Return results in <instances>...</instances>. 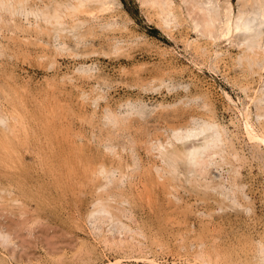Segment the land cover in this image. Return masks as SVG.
I'll return each instance as SVG.
<instances>
[{
  "label": "rangeland",
  "instance_id": "1",
  "mask_svg": "<svg viewBox=\"0 0 264 264\" xmlns=\"http://www.w3.org/2000/svg\"><path fill=\"white\" fill-rule=\"evenodd\" d=\"M18 1L0 0V25L5 23L0 26V115L4 117L0 123V264H198L194 257L202 251H209L218 260L215 264H264L258 257L259 244L264 243V147L245 136L237 109L249 107L258 127L264 121L256 111L259 104L264 107V55L249 60L246 46L241 44L238 50L235 43L247 40L248 45L264 31L258 17H251L257 20L253 33H236L233 41L213 44L203 36L202 27L199 33L189 29L177 0L170 4L164 0V5L157 0H107L112 9L94 14L97 19L86 13L64 18V31L41 21L36 24L40 17L33 12H50L52 6L75 0ZM204 1L183 0V10L202 22ZM228 1L232 14H238L241 0H219L220 10ZM89 2L93 3H87L86 10L99 8L100 0ZM164 7L172 8L179 28L165 22ZM256 91L259 103L250 98ZM252 107L257 108L255 112ZM108 114L121 121L113 122ZM206 118L227 132L232 153L238 152L237 175L222 187L231 203L225 208L218 207L217 194L177 183L168 173L161 181L158 173L162 162L154 151L155 143L178 124L195 126ZM228 169L222 170L225 176ZM103 171H108L106 177ZM98 203L107 205L110 213L99 212Z\"/></svg>",
  "mask_w": 264,
  "mask_h": 264
},
{
  "label": "bare ground",
  "instance_id": "2",
  "mask_svg": "<svg viewBox=\"0 0 264 264\" xmlns=\"http://www.w3.org/2000/svg\"><path fill=\"white\" fill-rule=\"evenodd\" d=\"M3 1H6V0H3ZM18 0H16V2H17ZM23 1H25V0H23ZM27 1V0H26ZM60 1V0H59ZM67 1V0H66ZM90 0H75L74 1V3L72 4V2H69V0H68V2H69V4L67 3V4H62V5H60V6H56L55 8L53 7H51V8H48V9H52L50 12H41V13H39V11L38 12H33V14L38 18V17H40L39 19H36V24H39L38 22L39 21H41V22H44V24L46 25V26H49V27H51V26H53V27H57L59 30L61 29V30H63V26H62V20L65 18H67V17H70V18H72L73 19V17L74 16H76V15H78V14H82V13H86V14H88L89 15V17L91 18V17H93V16H96V15H94V14H98V13H101V12H103V11H108L110 8L112 9V6H111V2L109 3V1H107V0H100V4H99V8L98 7H96L97 8V10L96 11H94L93 9H92V11H88V10H86L85 8H86V4L87 3H93V2H89ZM93 1V0H92ZM115 1V0H114ZM118 1V0H117ZM140 1V0H139ZM146 1V0H145ZM154 1V0H153ZM161 5L163 4H165L164 3V0H163V2L162 1H159V0H157ZM157 1H154V2H157ZM167 1V0H166ZM196 1V0H195ZM218 1L219 0H207V1H204V3H203V7H201L200 6V8H202V11H204L203 12V15H205L204 16V18H203V16H202V19H203V21L202 22H199V21H197L194 17H193V15H192V13H185L184 12V10H183V7H182V3H183V0H177L176 1V5H179V7L178 8H180L181 10L180 11H182V15H183V18H184V20H185V22H186V24H187V26L189 27V29L191 30V31H195V32H197V33H199V31H200V28L202 27L203 29V36L205 37L206 36V38H208V39H210L211 41H212V43L214 44L215 42H217V41H223V40H225V41H233L232 39L234 38V35H230L229 34V32H228V26H227V20H229V19H232V18H234V17H236L240 12H253V13H255V12H257L258 11V9L257 8H255V7H253V8H247V7H244V5L246 4V2H247V0H241V3L243 2V5L241 4V9L239 10V12H238V14H232V6H231V4L229 3V1L228 2H226V4H225V8H223V10H220V5H219V3H218ZM11 4H12V2L11 1H9ZM8 2V3H9ZM14 2V1H13ZM19 2V1H18ZM27 2H29V1H27ZM50 2V1H49ZM55 3H56V1H54ZM96 2H97V0H96ZM99 2V1H98ZM119 2V1H118ZM152 2V1H151ZM150 2V3H151ZM178 2V3H177ZM192 2V1H191ZM190 2V3H191ZM225 2V1H224ZM8 3H6V4H8ZM21 3V2H20ZM58 3H60V2H58ZM64 3H66V2H64ZM71 3V4H70ZM166 3H168V4H170V0L168 1V2H166ZM174 3V2H173ZM193 3V2H192ZM201 3V4H202ZM234 3H235V1H234ZM238 2H236V4H237ZM252 3H253V5H255L256 3H257V0H252ZM2 4H3V2H2ZM25 4V3H24ZM28 4V3H27ZM27 4H26V6H27ZM32 4H33V2H32ZM57 4V3H56ZM95 4V3H94ZM97 4V3H96ZM112 4H114V2L112 3ZM147 4H148V1H147ZM156 4V3H155ZM155 4H152V5H155ZM167 4V5H168ZM207 4H211L212 5V8L211 9H209L208 7H206V5ZM233 4V3H232ZM20 5V4H19ZM34 5V4H33ZM51 5V4H50ZM50 5H47V6H50ZM92 5V4H91ZM119 5H121V4H119ZM144 5V4H143ZM151 5V6H152ZM190 5V4H189ZM237 5H239V4H237ZM15 6H16V4H15ZM17 6H18V3H17ZM16 6V8L18 9L19 7H17ZM22 6H23V4H22ZM30 6V5H29ZM45 6V5H44ZM118 6V5H117ZM157 6V5H156ZM158 6H160L159 4H158ZM157 6V7H158ZM168 6H171V5H168ZM183 6H184V3H183ZM191 6V5H190ZM193 6H194V4H193ZM7 7V6H6ZM13 7H14V5H13ZM34 7V6H33ZM42 7V6H41ZM46 7V6H45ZM119 7V6H118ZM117 7V8H118ZM166 7V6H165ZM165 7H164V10H166V12H163L164 10H161L162 12H163V15H164V13H166V18H165V22L168 24V25H170V26H172V27H175L176 28V26L179 24V21H178V17L173 13V11L171 10L172 8H168V9H165ZM196 7H198L197 5H196ZM235 7V6H234ZM9 8V7H8ZM21 8V7H20ZM24 8V7H23ZM28 8H30V7H28ZM37 8H38V6H37ZM47 8V7H46ZM46 8H45V10H46ZM113 8H114V6H113ZM161 8H163V7H161ZM199 8V7H198ZM3 9V8H2ZM15 8H13V10H14ZM30 9H32V7L30 8ZM43 9V8H42ZM121 9V8H120ZM191 9V8H190ZM236 9V8H235ZM10 10H12V9H10ZM10 10H8V11H10ZM35 10V9H34ZM41 10V9H40ZM44 10V9H43ZM5 11V10H4ZM27 11H28V9H27ZM33 11V10H32ZM35 11H37V10H35ZM177 11V10H176ZM196 11V10H195ZM18 12V11H17ZM16 12V13H17ZM21 12V11H20ZM19 12V13H20ZM30 12V11H29ZM22 13V12H21ZM24 13H25V11H24ZM23 13V14H24ZM31 13V12H30ZM29 13V14H30ZM104 13V12H103ZM102 13V14H103ZM8 14V13H7ZM10 14V13H9ZM15 14V13H14ZM80 14V15H81ZM5 15V14H4ZM26 16H27V14H25ZM24 15V16H25ZM32 15V14H31ZM100 15V14H99ZM158 15H160V14H158ZM195 15V14H194ZM202 15V13H200L199 14V16H201ZM1 16H3V15H1ZM12 16H13V14H12ZM11 16V17H12ZM23 16V17H24ZM162 15H160V17H161ZM197 16V15H196ZM10 17V18H11ZM101 17V16H100ZM111 17V16H110ZM109 17V18H110ZM159 17V18H160ZM256 18L258 17V16H255ZM4 18V17H3ZM8 18V17H7ZM13 18V17H12ZM27 18H28V16H27ZM33 18V17H32ZM77 18V17H76ZM93 18H95V17H93ZM112 18V17H111ZM163 18V17H162ZM161 18V19H162ZM200 18V17H199ZM1 19V18H0ZM20 19V18H19ZM24 19L26 20V18L24 17ZM79 19V18H78ZM95 19H97V18H95ZM101 19V18H100ZM104 19H106V18H104ZM115 19V18H114ZM247 19V18H246ZM259 19V18H258ZM24 20V21H25ZM90 20V19H89ZM5 21H7L6 19H5ZM11 21H12V19H11ZM26 21H28V20H26ZM68 20H66V22H67ZM77 21V20H76ZM76 21H74V22H76ZM80 21V20H79ZM78 21V22H79ZM86 21V20H85ZM91 21H93V19L91 20ZM90 21V22H91ZM98 21V20H97ZM100 21V20H99ZM103 21V20H102ZM110 21V20H109ZM112 21H113V19H112ZM257 21V20H256ZM3 22V21H2ZM10 22V21H9ZM21 22V21H20ZM30 21H28V23H29ZM70 22V21H69ZM73 22V23H74ZM83 23H84V20L82 21ZM86 22H88L89 23V21H86ZM115 22V21H114ZM117 22V21H116ZM115 22V23H116ZM125 22V21H124ZM7 23H8V21H7ZM35 23V22H34ZM33 23V24H34ZM64 23V22H63ZM97 23V22H96ZM105 23V22H104ZM5 24V23H4ZM3 24V25H4ZM9 24V23H8ZM30 24V23H29ZM29 24H26V25H29ZM32 24V23H31ZM109 24V23H108ZM107 24V25H108ZM112 24V23H111ZM185 24V25H186ZM3 25H0V26H3ZM64 25V24H63ZM83 25V24H82ZM86 25H88V24H86ZM95 25V24H94ZM100 25V24H99ZM102 25V24H101ZM100 25V26H101ZM107 25H105V27H109V26H107ZM121 25V24H120ZM182 25V24H181ZM180 25V26H181ZM8 26V25H7ZM10 26H11V24H10ZM32 26V25H31ZM81 26V25H80ZM96 26H98V25H96ZM258 26H259V24H258ZM21 25H20V29H21ZM27 27V26H26ZM67 27H68V25H67ZM73 27V26H72ZM75 27V26H74ZM74 27H73V29H74ZM76 27H77V25H76ZM94 27V26H93ZM110 27H111V25H110ZM183 27V26H182ZM181 27V28H182ZM186 27V26H185ZM257 27V26H256ZM16 28V27H15ZM80 28V27H79ZM78 28V29H79ZM81 28H82V26H81ZM88 28V27H87ZM90 28V30H91V28L92 27H89ZM100 28V27H99ZM177 28H179V26H177ZM46 29V28H45ZM67 29H69V27L67 28ZM93 29V28H92ZM108 29H110V28H108ZM29 30H30V27H29ZM35 30V29H34ZM38 30V29H37ZM51 30H52V28H51ZM69 30H71V28L69 29ZM75 30V29H74ZM186 30H187V28H186ZM201 30V31H202ZM18 31H19V29H18ZM25 31V30H24ZM49 31V30H48ZM64 31V30H63ZM65 31H66V29H65ZM21 32V31H20ZM22 32H23V30H22ZM35 32V31H34ZM39 32V31H38ZM50 32V31H49ZM75 32V31H74ZM190 32V31H189ZM40 33H42V31L40 32ZM51 33V32H50ZM73 33V32H72ZM192 33V32H191ZM201 33V32H200ZM46 34V33H45ZM82 34V33H81ZM80 34V35H81ZM54 35V34H53ZM200 35V34H199ZM49 36V35H48ZM56 36V35H55ZM83 36H84V34H83ZM50 37V36H49ZM82 37V36H81ZM198 37V36H197ZM197 37H196V39H197ZM203 37V38H204ZM243 37V36H242ZM254 37V36H253ZM61 38V37H60ZM71 38V37H70ZM73 38V37H72ZM85 38V37H84ZM83 38V39H84ZM187 38H189V37H187ZM195 38V37H194ZM244 38V37H243ZM51 39H52V37H51ZM56 39V38H55ZM57 39H58V37H57ZM82 39V40H83ZM112 39V38H111ZM111 39H110V41H111ZM192 39V38H191ZM199 39V38H198ZM197 39V40H198ZM253 39V38H252ZM81 40V41H82ZM190 40V39H189ZM196 40V41H197ZM236 40H237V38H236ZM57 41V40H56ZM115 41H117L118 42V40H116L115 39ZM194 41H195V39H194ZM204 41V40H203ZM211 41H210V43H211ZM60 42H62L61 40H60ZM60 42H58L57 41V44L58 43H60ZM64 42V41H63ZM84 42V41H83ZM109 42V41H108ZM113 42V41H112ZM188 43H189V41H187ZM191 42V41H190ZM199 42V41H198ZM200 42H201V40H200ZM207 42V41H206ZM246 42H247V40H243L242 42H241V44L243 45V46H246V49L244 50V53H245V55H246V57H249L248 59L249 60H255L258 56L259 57H261V56H263L264 54H262L263 52H264V44H263V37H261V33H258L256 36H255V38L253 39V41L252 42H250L248 45L246 44ZM249 42V41H248ZM73 43V42H72ZM71 43V44H72ZM85 43V42H84ZM83 43V44H84ZM194 43V42H193ZM224 44L226 43V42H223ZM234 43V42H233ZM231 44V45H233V46H236V45H234V44ZM236 43V42H235ZM62 44H64V45H66V43L64 42V43H62ZM70 44V45H71ZM82 44V43H81ZM114 44H116V43H114ZM190 44V43H189ZM217 44H219V43H217ZM54 45V44H53ZM80 45V44H79ZM193 45H195V44H193ZM199 45V44H198ZM206 45V44H205ZM216 45V44H215ZM230 45V44H229ZM50 46V45H49ZM77 46V45H76ZM184 46V45H183ZM191 46V45H190ZM189 46V47H190ZM66 47V46H65ZM192 47V46H191ZM224 47H225V45H224ZM231 47V46H230ZM242 47V46H241ZM52 48V47H51ZM62 48V47H61ZM74 48V47H73ZM73 48H71V49H73ZM113 48V47H112ZM184 48H185V46H184ZM193 48V47H192ZM195 48V47H194ZM193 48V49H194ZM219 48V47H218ZM239 47H237V49H238ZM55 49V48H54ZM76 49V48H75ZM189 49V48H188ZM201 49V48H200ZM203 49V48H202ZM240 49V48H239ZM238 49V50H239ZM58 50V49H57ZM61 51H64V50H62V49H60ZM186 50V49H185ZM190 50V49H189ZM199 50V49H198ZM55 52H58V51H56V50H54ZM191 51V50H190ZM210 51V50H209ZM208 51V52H209ZM216 51V50H215ZM189 52V51H188ZM202 51H200V53H201ZM198 53V52H197ZM205 53V52H204ZM203 53V54H204ZM213 53H216V52H214L213 51ZM218 53H220V52H218ZM199 54V53H198ZM218 55H220V54H218ZM223 55V54H222ZM225 55V54H224ZM188 56V55H187ZM242 56V55H241ZM191 57V56H190ZM207 57V56H206ZM211 57H214V56H211ZM218 57V56H217ZM239 57V56H238ZM243 57V56H242ZM251 57V58H250ZM233 58V57H232ZM189 59V58H188ZM212 59V58H211ZM262 59V58H261ZM209 61H211V60H209ZM237 61V60H236ZM241 61V60H240ZM239 61V62H240ZM256 61V60H255ZM238 62V61H237ZM238 62V63H239ZM246 62V61H245ZM258 62V61H257ZM261 62V61H260ZM54 63V62H53ZM193 63V62H192ZM262 63H263V66H261V68L263 69V71H264V62H263V60H262ZM87 64V63H86ZM243 64V63H242ZM250 64V63H249ZM260 64V63H259ZM258 64V65H259ZM215 65V64H214ZM248 65V64H247ZM246 65V66H247ZM257 65V66H258ZM83 66V65H82ZM94 66V65H93ZM208 66V65H207ZM212 66H213V64H212ZM216 66V65H215ZM241 66V65H240ZM245 66V65H244ZM249 66V65H248ZM252 66V65H251ZM256 66V65H255ZM256 66V67H257ZM78 67V66H77ZM79 67H81V66H79ZM84 67V66H83ZM90 67V66H89ZM209 67H210V65H209ZM237 67V66H236ZM253 67V66H252ZM198 68H199V66H198ZM201 68V67H200ZM212 68H214V67H212ZM245 68V67H244ZM248 68V67H247ZM258 68H260V66L258 67ZM78 69V68H77ZM80 69V68H79ZM83 69H85V67L83 68ZM93 69V68H92ZM209 69V68H208ZM239 69V68H238ZM252 69V68H251ZM257 69V68H256ZM87 70V69H86ZM243 70V69H242ZM242 70H240V71H242ZM250 70V69H249ZM79 71V70H78ZM80 71H82V70H80ZM79 71V72H80ZM88 71V70H87ZM90 71H91V69H90ZM89 71V72H90ZM94 71V70H93ZM92 71V72H93ZM78 72V73H79ZM243 72V71H242ZM247 72V71H246ZM262 72V71H261ZM255 73V72H254ZM82 74V73H81ZM256 74V73H255ZM257 75V74H256ZM264 75V74H263ZM83 76V75H82ZM94 77V76H93ZM259 77H260V75H259ZM263 78V77H262ZM260 79V78H259ZM97 80H98V78H97ZM263 84H264V82L263 81H261ZM262 83H260V84H262ZM167 84V83H166ZM259 84V85H260ZM258 85V86H259ZM168 86V85H167ZM187 86V85H186ZM257 86V87H258ZM264 87V86H263ZM245 88V87H244ZM243 88V90H245ZM249 87H247V89H248ZM246 89V90H247ZM264 89V88H263ZM242 90V91H243ZM250 90V89H249ZM258 90V89H257ZM261 90V92L263 93V91H262V89H260ZM260 90H258V91H260ZM258 91H256L255 92V96L254 97H251L250 96V98H252L251 100H255L256 102H257V99L259 98L258 97ZM250 93V92H249ZM84 94V93H83ZM82 94V95H83ZM244 94H245V92H244ZM252 94H254V93H252ZM85 95V94H84ZM248 95V94H247ZM105 96V95H104ZM244 96H246V95H243V97ZM261 96L262 95H260V98H261ZM226 97H228V96H226ZM225 97V98H226ZM229 97H230V95H229ZM249 98V99H250ZM196 99V98H195ZM194 99V100H195ZM232 99V98H231ZM230 98H229V100L232 102V100H231ZM241 99V98H240ZM247 99V96H246V98H245V100ZM243 101V100H241L242 102H246V101ZM130 101V100H129ZM142 101V100H141ZM234 101V100H233ZM238 101H239V99H238ZM127 102H128V100H127ZM230 102V103H231ZM256 102H253V104H255ZM140 103V102H139ZM227 103H228V101H227ZM230 103H228L229 105H230ZM232 103H234V102H232ZM237 103V102H236ZM257 103H259V102H257ZM262 103V102H261ZM126 104V103H125ZM124 104V105H125ZM143 104H144V102H143ZM147 104V103H146ZM157 104V103H156ZM207 104V103H206ZM205 104V105H206ZM163 105V104H162ZM203 105V104H202ZM240 105V104H239ZM238 105V106H239ZM247 105V104H246ZM260 105V104H259ZM259 105H258V109L257 108H255V110L256 111H258V116L257 117H259V119H261V120H263L264 119V107H262V106H260L259 107ZM263 105V104H262ZM122 106V105H121ZM128 106V105H127ZM145 106V105H144ZM151 106V105H150ZM153 106H154V104H153ZM156 106V105H155ZM207 106H210V105H207ZM237 106V105H236ZM237 106V107H238ZM253 106V105H252ZM254 106H256V105H254ZM133 107V106H132ZM149 107V106H148ZM201 107V106H200ZM204 107V106H203ZM109 108V107H108ZM107 108V109H108ZM136 108H137V106H136ZM150 108V107H149ZM155 108V107H154ZM205 108V107H204ZM235 108V107H234ZM253 108V107H252ZM106 109V108H105ZM107 109H106V111H107ZM122 109V108H121ZM151 109V108H150ZM149 109V110H150ZM152 109H153V107H152ZM161 109V108H160ZM238 110H239V115H240V117H241V124H242V126H243V130H244V134H245V136L248 138V140L250 141V142H252V143H255V144H257L259 147L260 146H263L264 147V143H262V141H264V121H261L260 123H261V125H260V127H258V126H256L255 125V123H254V121H252V119H251V115H250V112H249V107H244V109L242 110V109H239V108H237ZM123 110V109H122ZM126 110V109H125ZM148 110V111H149ZM155 110V109H154ZM251 110V109H250ZM253 110H254V108H253ZM255 110L253 111V112H255ZM2 111V110H1ZM111 111H113V110H111ZM131 111V110H130ZM152 112H153V110H151ZM209 111H211V110H209ZM208 111V112H209ZM263 111V112H262ZM4 112V111H3ZM117 112H118V110H117ZM123 112H125V111H123ZM146 112V111H145ZM215 112V111H214ZM252 112V113H253ZM18 114H19V112H17ZM108 113H109V111H108ZM112 113H114V112H112ZM121 113V112H120ZM131 113V112H130ZM216 113V112H215ZM257 113V112H256ZM12 114H13V112H12ZM107 114V113H106ZM116 114V113H115ZM114 114V115H115ZM151 114V113H150ZM111 114H108V116L107 117H111L110 116ZM118 115V114H117ZM124 115V114H123ZM131 115V114H130ZM136 115H137V113H136ZM191 115H193V114H191ZM190 115V116H191ZM213 115H215V114H213ZM237 115V114H236ZM11 116V115H10ZM15 116V115H14ZM120 117L122 116V115H119ZM125 116V115H124ZM139 116V115H138ZM147 116V115H146ZM197 116H198V114H197ZM205 116V115H204ZM209 116V115H208ZM211 116V115H210ZM238 116V115H237ZM8 117V116H7ZM13 117V116H12ZM104 117H105V115H104ZM114 117H117L116 115L114 116ZM130 117V116H129ZM133 117V116H132ZM142 117V116H141ZM193 117V116H192ZM200 117V116H199ZM4 117H2L1 115H0V123H2V122H4V119H3ZM10 118V117H9ZM112 119L111 120H113V122H115V123H119L120 121L118 120H116L115 118H113V116L111 117ZM128 118V117H127ZM134 118V117H133ZM148 118V117H147ZM202 118V117H201ZM200 118V119H201ZM215 118V117H214ZM8 119V118H7ZM14 119V118H13ZM118 119H119V117H118ZM137 119H140V118H137ZM144 119V118H143ZM188 119H190L189 117H188ZM198 119V118H197ZM203 119V118H202ZM256 119V118H255ZM254 119V120H255ZM141 120V119H140ZM185 120V119H184ZM184 120H182L183 122H185ZM206 120H207V118H206ZM238 120V118H236V120L235 121H237ZM20 121H21V119H20ZM102 121V120H101ZM124 122H125V120H123ZM127 122H129L128 120H126ZM190 120H188V122H189ZM193 121V120H192ZM106 122V120L105 121H103V123H105ZM108 122V121H107ZM238 122V121H237ZM114 123V124H115ZM123 123V122H122ZM121 123V124H122ZM181 123V122H180ZM185 123H187V122H185ZM198 123H199V119H198ZM240 123V122H239ZM107 124V123H106ZM105 124V125H106ZM127 125H128V123H126ZM183 124V123H182ZM182 124H178L177 125V127L175 126V127H172V128H170L171 129V133L166 137L165 135L166 134H164V136H165V138H163V140H158L156 143H155V146H154V151H156V155L159 157V159L161 160V162H162V165H160L159 166V168H160V170H158V173H159V176L162 178L161 179V181L164 179L165 180V177L167 176L166 174L168 173L169 174V176L171 177V179H173V180H175V181H177V183H180V184H182V185H185V184H190L191 186H193L194 188H197V189H200V190H202L205 194H217L220 198H219V203L218 204H220V205H218V207L220 206V207H222V208H225V207H229L230 206V202H229V199L227 198V196H226V194L225 193H223V184H225V182H227V181H229V179H233L234 180V178L236 177V175H237V165L235 164V161H237L238 160V157H237V153H232V151H231V148H230V146H229V144H228V140H227V136H226V133H225V131L223 130V128L219 125V124H216L213 120L211 121H205V122H203L202 124H198V125H193V123H192V126H189V124L187 125V124H183L184 126H182ZM190 124H191V122H190ZM111 125V124H110ZM120 125V124H119ZM124 125V124H123ZM3 126H4V124H3ZM6 126V125H5ZM4 126V127H5ZM108 126V125H107ZM118 126V125H117ZM116 126V127H117ZM125 126V125H124ZM238 126H240V125H238ZM19 127V126H18ZM115 127V128H116ZM169 127H171V126H169ZM101 128V127H100ZM104 128V127H103ZM107 128V127H106ZM105 128V129H106ZM109 128H110V126H109ZM118 128V127H117ZM122 128V127H121ZM226 128V127H225ZM169 129V128H168ZM169 129V130H170ZM6 130V129H5ZM114 130V129H113ZM166 130V129H165ZM228 130H229V128H228ZM241 130V129H240ZM110 131H112V130H110ZM5 132H7V131H5ZM16 132V131H15ZM107 132H108V130H107ZM106 132V133H107ZM189 132H191V135H192V138L191 139H186L185 138V136L189 133ZM236 132V131H235ZM238 132V131H237ZM167 133V132H166ZM176 134V135H173V134ZM241 133V132H240ZM17 134V133H16ZM108 134V133H107ZM113 134H114V132H113ZM239 134V133H238ZM106 135V134H105ZM112 135V134H111ZM115 135V134H114ZM163 135V134H162ZM108 136V135H107ZM106 136V137H107ZM241 136V135H240ZM244 136V137H245ZM18 137V136H17ZM112 137H114V136H112ZM162 137V136H161ZM3 138H4V135H3ZM157 138V137H156ZM240 138V137H239ZM110 139H112L111 137L108 139V141L110 140ZM105 140V139H104ZM152 140V139H151ZM157 140V139H156ZM238 140V139H237ZM116 141V140H115ZM244 141V140H243ZM104 142H107L106 140L104 141ZM112 143H113V141H111ZM149 142V141H148ZM147 142V143H148ZM155 142V141H154ZM247 142V141H246ZM245 142V143H246ZM250 142H249V144H250ZM115 143V142H114ZM151 142H149V144H150ZM244 143V144H245ZM116 144V146H117V143H115ZM115 144H114V146H115ZM246 144H248V142L246 143ZM100 145V144H99ZM110 145H111V143H110ZM113 145V144H112ZM119 145V144H118ZM234 145H235V143H234ZM106 146V145H105ZM253 146H254V144H253ZM111 147V146H110ZM118 147V146H117ZM149 147V146H148ZM244 147V146H243ZM257 147V146H256ZM258 147V148H259ZM102 148V147H101ZM150 148V147H149ZM193 148H196V149H200L201 151H200V153H199V159H198V162H197V165L195 166V167H193V166H190L188 163H187V159H188V153L191 151V149H193ZM235 148V147H234ZM251 148V147H250ZM5 149V148H4ZM3 149V150H4ZM13 149V148H12ZM114 149H116V148H114ZM114 149H112V150H114ZM1 150V149H0ZM6 150V149H5ZM111 150V151H112ZM153 150V149H152ZM261 149H259V151H260ZM263 150V149H262ZM148 151V150H147ZM243 151V150H242ZM249 151V150H248ZM255 151V150H254ZM257 151H258V149H257ZM2 152H4V151H2ZM149 152V151H148ZM147 152V153H148ZM249 152H251V151H249ZM107 153H109V151L107 152ZM114 153V152H113ZM257 153V152H256ZM255 153V154H256ZM149 154V153H148ZM249 154V156H250V153H248ZM262 154V153H261ZM5 155V154H4ZM252 155V154H251ZM257 155V154H256ZM259 155V154H258ZM263 155H264V152H263ZM7 156H8V154H7ZM254 156V155H253ZM114 157H115V155H114ZM259 157H261V156H259ZM118 158H120V157H118ZM244 158H245V154H244ZM257 158V157H256ZM134 159V158H133ZM243 159V158H242ZM261 159V158H260ZM136 160V159H135ZM134 160V161H135ZM248 160V159H247ZM246 160V161H247ZM250 160V159H249ZM251 160H255V157L253 158V157H251ZM256 160H258V159H256ZM263 160V159H262ZM8 161H9V159H8ZM132 161V160H131ZM140 161V160H139ZM259 161V160H258ZM264 161V160H263ZM244 162V161H243ZM248 162V161H247ZM250 162V161H249ZM248 162V163H249ZM261 162V161H260ZM132 163V162H131ZM140 163V162H139ZM139 163H138V168H139ZM244 163H246V162H244ZM136 164V163H135ZM150 164V163H149ZM247 164V163H246ZM257 164H259V163H257ZM133 165V164H132ZM154 165V164H153ZM243 165V164H242ZM241 165V166H242ZM248 165V164H247ZM134 166V165H133ZM136 166V165H135ZM134 166V167H135ZM157 166V165H156ZM245 166V165H244ZM263 166V165H262ZM137 167V166H136ZM224 167H229V169L227 170V172H226V176H225V174L222 172V170H223V168ZM240 167V166H239ZM88 168V167H87ZM130 168V167H129ZM241 168H243V167H241ZM259 168H261L260 166H259ZM133 169V168H132ZM132 169H130V170H132ZM137 169V168H136ZM240 169V168H239ZM88 170V169H87ZM90 170V169H89ZM261 170V169H260ZM95 171V170H94ZM126 171V170H125ZM127 171H128V169H127ZM137 171V170H136ZM151 171V170H150ZM156 171V170H155ZM130 172V171H129ZM132 172V171H131ZM135 171H133V173H134ZM152 172V171H151ZM94 173V172H93ZM103 173V175H104V177H106L107 176V174H108V171H103L102 172ZM128 173V172H127ZM154 173V172H153ZM92 175V174H91ZM117 175H119V174H117ZM131 175V174H130ZM152 176V175H151ZM111 177V176H110ZM109 177V178H110ZM126 177H127V175H126ZM126 177H125V179H126ZM129 177V176H128ZM131 177V176H130ZM154 177V176H153ZM157 177V176H156ZM239 177V176H238ZM113 178V177H112ZM239 178H241V176L239 177ZM93 179V178H92ZM116 181H114V182H117V179H115ZM159 180V179H158ZM167 180V179H166ZM96 181V180H95ZM98 181V180H97ZM96 181V182H97ZM110 181H112V180H110ZM127 181V180H126ZM125 181V182H126ZM171 181V180H170ZM95 182V183H96ZM157 182V181H156ZM236 182V181H235ZM112 183V182H111ZM122 183V182H121ZM163 183V182H162ZM176 183V182H175ZM174 183V184H175ZM123 184V183H122ZM164 184H165V182H164ZM229 184V183H228ZM243 184V183H242ZM108 185V184H107ZM119 186H120V184H118ZM118 185H117V188H118ZM160 185V184H159ZM234 185V184H233ZM237 185V184H236ZM99 186H101V185H99ZM114 186L115 185H113V186H111L110 188H114ZM225 186V185H224ZM241 186V185H240ZM245 186V185H244ZM102 187V186H101ZM121 187V186H120ZM124 187V186H123ZM169 187V186H168ZM229 187L231 188L232 187V185H229ZM112 188V189H113ZM116 188V189H117ZM226 188H227V186H226ZM234 188V187H233ZM239 188V187H238ZM246 188V187H245ZM244 188V189H245ZM102 189V188H101ZM108 189V188H107ZM115 189V190H116ZM163 189V188H162ZM177 188H175V190H176ZM186 189V188H185ZM219 189L221 190L222 189V192H220L219 191ZM3 190V189H2ZM120 190V189H119ZM118 190V191H119ZM168 190V189H167ZM171 190V189H170ZM170 190H168V191H170ZM196 190V189H195ZM199 190V191H200ZM225 190V189H224ZM227 190V189H226ZM225 190V191H226ZM103 191V190H102ZM106 191V190H105ZM108 191V190H107ZM123 191V190H122ZM166 191V190H165ZM172 191H174V188H173V190ZM183 191V190H182ZM234 191H236L237 192V190H234ZM234 191L232 190V192L234 193ZM96 193H97V191H95ZM99 192V191H98ZM177 192V191H176ZM203 192H202V195L201 196H203L204 194H203ZM231 192V193H232ZM245 192V191H244ZM95 193V195H101V193H97L96 194ZM124 193V192H123ZM195 193V192H194ZM193 193V194H194ZM196 193H197V190H196ZM227 194L229 193V191L228 192H226ZM239 193V192H238ZM106 194V193H105ZM170 194H171V192H170ZM169 194V195H170ZM190 194V193H189ZM235 194V193H234ZM247 194V193H246ZM97 195V196H98ZM102 195H104V194H102ZM107 195V194H106ZM110 195V194H109ZM111 195L113 196V193L111 192ZM119 195V194H118ZM194 195H196V194H194ZM199 195V194H198ZM216 195V196H217ZM230 195V194H229ZM229 195H228V197H229ZM232 195V194H231ZM241 195V194H240ZM117 196V195H116ZM207 196V195H206ZM234 196V195H233ZM243 196V195H242ZM241 196V197H242ZM249 196V195H248ZM115 197V196H114ZM172 197V196H171ZM177 197V196H176ZM203 197H205V196H203ZM214 197V196H213ZM244 197V196H243ZM95 198V197H94ZM120 198H122V197H120ZM119 198V199H120ZM178 198H181L180 196H178ZM185 198V197H184ZM201 198V197H200ZM245 198V197H244ZM246 198H248V197H246ZM250 198V197H249ZM109 199V198H108ZM111 199H117V198H111ZM118 199V200H119ZM171 199V198H170ZM194 199V198H193ZM196 199V198H195ZM197 199H199V198H197ZM232 199V198H231ZM107 200V199H106ZM124 200V199H123ZM188 200H190V199H188ZM192 200V199H191ZM205 200H206V198H205ZM245 200V199H244ZM173 201V200H172ZM183 201V200H182ZM213 201V200H212ZM231 201H233V200H231ZM235 201H236V198H235ZM247 201V200H246ZM117 202V201H116ZM119 202H121L120 200H119ZM175 202H177V201H174V203ZM184 202V201H183ZM182 202V203H183ZM187 202V201H186ZM202 202H204V201H202ZM249 201H247V203H248ZM196 203V202H195ZM230 203V204H229ZM176 204V203H175ZM194 204V203H193ZM214 204V203H213ZM236 204V203H235ZM240 204H241V202H240ZM244 204V203H243ZM178 205V204H177ZM196 205V204H195ZM204 205H205V203H204ZM207 205H208V203H207ZM216 205V204H215ZM242 205V204H241ZM107 205H104L103 203H98V208H97V210L99 211V212H101V213H110L109 212V208H107L106 207ZM110 206V205H109ZM114 206V205H113ZM119 206V205H118ZM217 206V205H216ZM232 206H234L233 205V202H232ZM238 206H240V205H238ZM237 206V207H238ZM243 206V205H242ZM242 206H240V207H242ZM252 206V205H251ZM112 207V206H111ZM116 207V206H115ZM218 207H217V209H218ZM239 207V208H240ZM113 208V207H112ZM182 208V207H181ZM244 208V207H243ZM114 209V208H113ZM120 209V208H119ZM229 209V208H228ZM245 209V208H244ZM247 209V208H246ZM215 210V209H214ZM214 210H212V211H214ZM248 210V209H247ZM246 210V211H247ZM254 210V209H253ZM188 211H189V209H188ZM228 211V210H227ZM121 212V211H120ZM127 212V211H126ZM185 212H187V211H185ZM184 212V213H185ZM189 212H191V211H189ZM216 212V211H215ZM214 212V213H215ZM230 212V211H229ZM245 212V211H244ZM253 211H251V213H252ZM116 213V212H115ZM204 213V212H203ZM202 213V214H203ZM212 213V212H211ZM211 213H209V214H211ZM227 213V212H226ZM116 214H118V213H116ZM219 214V213H218ZM127 215H128V213H127ZM212 215H213V213H212ZM232 215V214H231ZM230 215V216H231ZM94 216H96V215H94ZM129 216V215H128ZM207 216V215H206ZM209 216V215H208ZM215 216V215H214ZM108 217V216H107ZM111 217V216H110ZM127 217V216H126ZM202 217V216H201ZM205 217V216H204ZM213 217V216H212ZM97 218V217H96ZM215 218V217H214ZM99 219V218H98ZM100 219H102V218H100ZM105 219V218H104ZM111 219V218H110ZM211 219H213V218H211ZM103 220V219H102ZM101 220V221H102ZM106 220V219H105ZM103 221V222H107V221ZM92 221V220H91ZM96 221V220H95ZM94 222V221H93ZM103 222H101V223H103ZM118 222V221H117ZM100 223V222H99ZM107 223H109V222H107ZM106 223V224H107ZM119 223V222H118ZM98 223H96L95 225H97ZM109 225V224H108ZM130 225V224H129ZM232 225V224H231ZM98 226V225H97ZM99 226H101V225H99ZM98 226V227H99ZM115 226V225H114ZM96 227V226H95ZM118 227V226H117ZM235 227V226H234ZM132 228V227H131ZM98 229V228H97ZM104 229V228H103ZM106 230V229H105ZM94 231V230H93ZM96 231V230H95ZM103 231V230H102ZM95 233V232H94ZM97 233V232H96ZM99 233V232H98ZM102 233V232H101ZM107 234V233H106ZM135 234V233H134ZM140 234V233H139ZM104 235V234H103ZM113 235V234H112ZM124 235H126L125 233H124ZM97 236V235H96ZM126 237V236H125ZM133 237V236H132ZM120 238V237H119ZM129 239V238H128ZM131 239V238H130ZM121 240V239H120ZM119 240V241H120ZM117 241V240H116ZM123 241V240H122ZM256 241V240H255ZM257 241H259V240H257ZM110 242V241H109ZM125 242H126V240H125ZM260 242V241H259ZM116 243V242H115ZM118 244V243H117ZM203 245H205L204 243H202ZM256 244H258V242L256 243ZM138 245V244H137ZM260 246H259V249H258V252H259V254H260V256L258 255V253H257V255H258V257H261V259L262 260H264V243L263 242H260V244H259ZM125 246V245H124ZM202 246V245H201ZM139 247V246H138ZM193 247V246H192ZM258 247V246H257ZM184 248V247H183ZM194 249V248H193ZM196 249H199V248H196ZM190 250H192V249H190ZM200 250V249H199ZM257 250V249H256ZM201 251V250H200ZM211 251V250H210ZM209 251H202V252H196V254H195V260L196 261H198V264H215L214 262H217L218 260L214 257H212V255L210 254V253H208ZM213 252H215V251H213ZM217 253V252H216ZM193 254H194V252H193ZM218 254V253H217ZM255 256V255H254ZM192 257V258H193ZM255 258V257H254ZM188 259V258H187ZM116 260V259H115ZM262 260H260V261H262ZM119 261V260H118ZM151 262L153 261V263L155 262V259L153 260H150ZM191 261V260H190ZM259 262V261H258ZM118 262L117 261H115V262H107V264H117ZM121 263H122V261H121ZM156 264H169V263H157V262H155ZM172 264H177V263H172ZM184 264V263H183ZM263 264V263H262Z\"/></svg>",
  "mask_w": 264,
  "mask_h": 264
},
{
  "label": "snow or ice",
  "instance_id": "3",
  "mask_svg": "<svg viewBox=\"0 0 264 264\" xmlns=\"http://www.w3.org/2000/svg\"><path fill=\"white\" fill-rule=\"evenodd\" d=\"M206 7L209 9L212 8L211 4H207ZM239 7V6H237ZM244 7L247 8H257L258 11L253 13V12H240L236 17L227 20V26H228V32L230 35H234L236 33H248L251 34L254 31H256V19H252L251 17L253 16H258L259 18V28L261 30H264V0H257V3L253 5L252 0H247L246 4ZM247 18V19H246ZM261 37H264V31H261ZM237 46H241L240 41H236ZM173 135H176L175 133ZM186 139H191L192 135L191 132H189L186 136ZM264 143V141H262ZM200 149L193 148L191 151L188 153V159L187 163L190 166L195 167L197 165L198 159H199V153Z\"/></svg>",
  "mask_w": 264,
  "mask_h": 264
}]
</instances>
